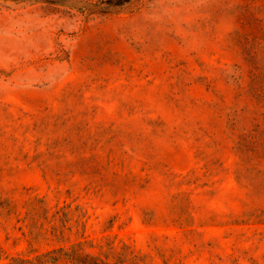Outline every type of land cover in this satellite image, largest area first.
I'll return each mask as SVG.
<instances>
[{
  "label": "rangeland",
  "instance_id": "374dc122",
  "mask_svg": "<svg viewBox=\"0 0 264 264\" xmlns=\"http://www.w3.org/2000/svg\"><path fill=\"white\" fill-rule=\"evenodd\" d=\"M264 264V0H0V264Z\"/></svg>",
  "mask_w": 264,
  "mask_h": 264
},
{
  "label": "trees",
  "instance_id": "16d2710c",
  "mask_svg": "<svg viewBox=\"0 0 264 264\" xmlns=\"http://www.w3.org/2000/svg\"><path fill=\"white\" fill-rule=\"evenodd\" d=\"M80 256L76 250L66 251L63 248L39 254L33 258L15 257L9 264H50L59 259H78Z\"/></svg>",
  "mask_w": 264,
  "mask_h": 264
}]
</instances>
